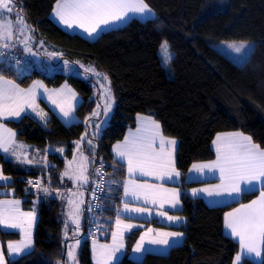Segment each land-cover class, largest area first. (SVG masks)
Wrapping results in <instances>:
<instances>
[{
    "label": "trees",
    "instance_id": "trees-1",
    "mask_svg": "<svg viewBox=\"0 0 264 264\" xmlns=\"http://www.w3.org/2000/svg\"><path fill=\"white\" fill-rule=\"evenodd\" d=\"M155 12L151 19H131L124 26L102 33L89 41L59 27L51 14L57 0H17L18 9L28 22L36 41L39 37L60 49L62 60L71 65L94 68L109 78L115 97V111L110 125L99 133L97 154L91 176L98 162L105 167L107 178L103 200L100 239L109 242L114 219L123 204V191L128 175L125 164L113 154V146L137 126L140 114L158 120L166 136L178 139L177 167L183 189L181 214L187 217L181 228L185 233L182 245L166 255L147 254L136 262L130 252L139 231L127 238V252L117 264H233L240 250L238 242L224 232V217L237 205L252 201L260 190L245 192L240 200L227 205L210 206L204 199L190 195L186 177L194 163L216 157L213 141L220 133L241 132L264 149V0H144ZM255 43L242 65L236 64L213 45L221 41ZM167 41L171 59L165 63L161 45ZM24 54V53H23ZM34 63V60L31 59ZM35 65V64H34ZM1 76L26 88L36 79L49 87L69 83L83 97L77 109L79 123L65 125L50 111L49 120L39 123L31 115L6 124L17 132L18 139L35 148H65L72 157L75 143L85 133L91 134L95 112L101 104L100 86L95 78L70 72L49 75L35 66L23 74L11 65L0 62ZM103 78V76H102ZM52 166L30 170L0 154L3 172L14 180L13 187L24 207L30 209L35 194L28 191L23 179L44 175L50 185L59 187L65 159L57 153L49 155ZM53 182V183H52ZM34 248L10 264H58L66 262L67 241L61 201L45 199L38 207ZM87 213L85 232H89ZM4 241L19 239L18 233L0 230ZM80 264H93L91 238L79 253ZM243 264H256L245 260ZM264 264V259L263 263Z\"/></svg>",
    "mask_w": 264,
    "mask_h": 264
},
{
    "label": "snow or ice",
    "instance_id": "snow-or-ice-1",
    "mask_svg": "<svg viewBox=\"0 0 264 264\" xmlns=\"http://www.w3.org/2000/svg\"><path fill=\"white\" fill-rule=\"evenodd\" d=\"M150 11L144 0H57L54 14L67 27L71 28L76 25L83 28L91 36L101 28V25L108 27L129 19L130 14L132 16L137 14L146 16ZM26 29H28V25L22 10L18 9L17 0H0V41L12 39L17 32L24 34ZM28 30L30 31V29ZM25 45L27 46V41H25ZM2 46L8 47L9 45L4 43ZM229 47H233L237 53L241 52L242 49V46L229 45ZM161 51L164 61L167 63L171 59L167 41L161 45ZM104 79L107 80V77H104ZM34 88L35 85L28 90H22L13 82L4 81L0 77V115L7 112L13 116H19L24 109L14 106L21 102L27 103L30 107L35 105ZM107 94L110 98V89L107 90ZM108 107L105 108V111L108 110ZM61 111L64 116L69 115V112L64 111L63 108H61ZM140 120L142 122L141 127L135 133H130L123 144L116 145L114 149L118 157L127 161L128 173L131 175L139 171L141 175L154 176L159 180L178 178L180 173L176 171L172 159V147L176 143L175 140L166 139L161 134L160 125L150 118L140 117ZM90 143L91 141H89ZM213 143L216 145V160L207 164H194L193 170L197 172H203L205 169L210 172L218 171L220 183L208 188L193 189V195L204 192L208 196H238L245 190L255 191L257 183L264 184V150H261L258 145L252 144L249 137H243L239 133L218 135ZM0 148L4 152L9 151L7 141L2 135H0ZM64 175L67 176L69 173L65 172ZM5 179L7 178L0 174V180ZM84 182H87V177H84ZM29 183L32 182L29 181ZM36 186H39L38 181ZM43 190L47 191L46 188ZM124 195L125 197L131 196L137 201L143 197L144 207H132L129 203H124L122 211L129 214H147L150 216L152 215V208L148 206L149 204H159V207L163 208L165 203H168L170 207H175L179 203L178 193L175 190L147 183L126 182ZM69 203L71 204L72 201H69ZM19 204L20 201L18 200H0V225L12 229L20 228L24 231L25 240L23 242L8 244L9 253L15 254L28 249L31 243L30 232L22 228V223L25 221L21 218H27L30 228L32 213H21ZM156 215L167 217L169 221L179 219L178 217L168 216L165 211H158ZM74 222L78 230V217L74 218ZM116 224L118 229L123 224L119 215ZM134 227H137V225L127 224L124 225L123 230L112 233L115 244L114 251L123 247L124 231L131 230ZM225 227L230 230L232 236L239 238L242 250L260 256L259 245L264 244V188L260 190V195L256 200H252L249 204H241L239 208L226 213ZM152 232V229H148L147 232L141 235L134 251H142L146 239L150 244L167 245L169 237L182 235L181 233L164 232L149 236V233ZM65 237L67 238V230ZM118 240L119 243H117ZM76 243L79 244V241ZM72 247H75V245L70 246L67 253L70 259H74ZM101 247L107 248L109 246L102 245ZM240 261L241 255L238 254L235 258V264H240ZM0 264H5L2 249H0Z\"/></svg>",
    "mask_w": 264,
    "mask_h": 264
},
{
    "label": "crops",
    "instance_id": "crops-1",
    "mask_svg": "<svg viewBox=\"0 0 264 264\" xmlns=\"http://www.w3.org/2000/svg\"><path fill=\"white\" fill-rule=\"evenodd\" d=\"M55 7H56V5H55ZM55 7H54V10L51 14V19L59 27H61L63 30H65L66 32L71 33V34H79L89 41L96 40L104 32L110 31V30L118 28L120 26H124V24H126L128 22V20L133 19V17H135V16L137 17V19H141V20L151 19V18H154L156 16L154 11H150V13H148L146 15L147 17L141 16L139 14H137L135 16L130 15L129 19H127L125 21H121L117 24H114V25H111L108 27L101 25V28L98 29L96 33L89 36L84 31L83 28L77 27L76 25H73V27L69 28V27H67V25L61 23L59 21V19L54 14ZM27 25H28V29H30V31L28 29H26L24 32V37H23V34H20L17 32L13 36L12 39L7 40V41H0V44L3 45L4 43H7L9 45L7 48L13 49L15 51H19L20 53H24L25 55L30 57V59H33L35 66H37V68L41 69V70H44L43 68L46 67V63L52 58L51 56L57 57V59L59 60L58 66L71 65L68 61L62 60V57H63L62 51L60 49L52 46L51 44L47 43L44 38L39 37V39L36 41V39L34 38V36L32 34V30H31L28 22H27ZM25 41H27V46L25 45ZM56 64L57 63L54 62V66L57 67ZM97 74L98 73H97V71H95L94 68H91V67L86 68L85 67V70H84V73L82 74V76L87 77V78H90V77L95 78L96 82L100 86V82H99L98 77L101 78V76H97ZM0 77H2L4 81L13 82L15 85L19 86V89H22V90H28L30 88H33V86L35 85V88H34L35 105L30 107L27 103L21 102L20 104L14 106V107H20V108L24 109L23 111L20 112L19 116L10 115L7 112H5L4 115H0V135H2L5 138V140L7 141V147L9 149L8 152H4V150L2 148H0V154L3 155L8 160H13V161H17V162L22 163L26 167V169H28V170L35 168V167H44V165H41V164L47 160L46 156L49 152L47 148L49 146L45 150L42 151L40 149L35 148L32 145H29L27 143L20 141L18 139L17 132L14 129H12L11 127H9L6 124V122L7 121H18L26 115H31L39 123L45 124L49 120V113H48V109H49L50 111H52L54 114H56L58 116V118L62 121L63 124L69 126V125H72L74 123L80 122V118L77 115V109L84 102V99L78 93V91H76V89H74L67 82L63 83L62 85H60L58 87H49L48 85H46V83L42 79H36L30 84V86L23 88L16 81H14L10 78L4 77V76H0ZM100 93H101V87H100ZM53 101H55V103H53ZM61 108H63L64 111H68L69 115L64 116L63 112L61 111ZM103 112H104L103 104L101 102L99 107L96 109L95 117L101 118L102 114L104 116ZM140 117L150 118L151 120L155 121L156 123H158L160 125L161 134L166 139L175 140L176 143H175L174 147H172V159H173L174 167H175L176 171H178L180 173V171L177 167V159H176L179 141L176 138L166 136L163 132L161 123L158 120H156L153 116L147 115V114H140L138 116V119H137V126L133 129H130L127 132L125 138L128 137L130 133H135L137 131V129L139 127H141L142 122L140 120ZM100 122L101 121H96L94 123V124H96V126H95V128L91 129V133H93V131L97 130V127H98ZM232 133H239V134H242L243 137H249L251 139V143L254 145H257L256 143H254V141L252 140V138L249 135L241 133V132H225V133H220L218 135L223 136L225 134H232ZM125 138L123 140L115 143L112 151H113L115 158L118 161H120L121 163L125 164L127 167V161L118 157L116 152L114 151L115 146L118 144H123ZM215 140H216V138H215ZM213 148H214L215 153H216V145L214 143H213ZM260 149L264 150L262 148H260ZM36 155H37V158H35ZM49 155H48V157H49ZM18 157H19V159H18ZM216 158H217V154H216V157L211 161L197 162L194 164H196V165L207 164V163H210L212 161H215ZM28 161H30V162H28ZM48 161L50 162V160H48ZM193 165L189 169V171L187 173V177H186L187 183L192 184L188 188V192L193 197L204 199L210 206H221V205L231 204L233 202L240 200V198L242 197V195L245 192H249V191L245 190L240 195L231 196V197H229V196H208L204 192H198L197 194L193 195V189L208 188L212 185H216V184L220 183V179H219L220 174L218 171L210 172L207 169H205L203 172H197V171L193 170ZM51 166L52 165L50 163L47 166V168H49ZM127 171H128V167H127ZM0 174H2L4 177L7 178L5 180H0V200H2V201H17L18 200V201H20L19 209H20L21 213H32V218L30 221V224H31L30 228H29V225L27 222V218H23V217L21 218L22 220L25 221L24 223H22V228L25 229L26 231L30 232L31 243H30V247L28 249H24L19 254L13 253V255H12L11 253H9L8 244L9 243L20 244L21 242H23L25 240L24 231H22L20 228L12 229V228H8L4 225H0V230L6 231V232L18 233L20 236L19 239H16L13 241L12 240L4 241L0 237V249H2V251L5 255L4 256L5 264H10V262L12 260L17 259L26 253H29L34 248L35 230H36L37 222L39 219L38 218L39 217L38 206L41 203V201H37L36 199H33L32 207L30 209H26L24 207L25 198L18 197V195L16 194V189L13 187V182H14L13 178L11 176L6 175L3 172L1 165H0ZM91 180H92V176L90 174V179L86 183V185L83 189L85 198L82 200V203L80 204V208H82V210H83L84 222L86 219L87 205H88L86 188H88L91 185ZM128 181H132L136 184L147 183V184L155 185L157 187H163V188L175 190L178 193L177 199H178L179 203L175 207H170V205L168 203H165L163 208H160L159 204H157V205L149 204L148 206L152 208V215H150V216L147 214H144V215H139V214H135V213L129 214V213H125L122 211V209L124 207V203L127 202L132 207H144L143 197H141V200L137 201V200H134L131 196L125 197L124 191H123V204H122V206L119 210V213H118L120 219L123 221V224L118 229L117 224H116V219H117V217H116L114 219V230H113V232L123 230L124 225H127V224L137 225V227H134L131 230L124 231L123 240H122L123 247H120L118 250L114 251L115 244L113 241V237L111 238V240L109 242L102 241L100 239L99 232L94 238H91L90 235L84 237L83 236V234L85 233L84 227L81 230L80 229L77 230L76 229L77 226L72 225L71 226L72 228H70L69 231H67V238L65 237L66 231L64 232V237L67 241L66 262L68 261L67 253L69 251L70 246L75 245V247H74L75 249H77V247L79 246L76 243L79 239L75 240L76 235L73 233L76 230L78 232L77 234L78 235L80 234V237H81L80 240L82 241V243H83V240L85 238L86 239L91 238L93 264H117L126 255L128 236L132 235L134 232H137V231H139V236H138V238H137V240H136V242H135V244H134V246L130 252V258L136 262L142 261L147 254L166 255L170 252V250L173 247L180 246L184 243L185 233L181 230V228L186 224L187 217H185L184 215L181 214V211L183 210V203H182L183 189L181 186V182H182L181 181V173H180V176L178 178H175L173 180H159L154 176L141 175L139 171H136L131 175L128 173L127 178L125 180V183ZM59 187L53 188V186H51L49 184V188H47L46 192L42 191L38 194L43 195L42 197L45 198L46 193H48L49 191L52 192V190H54V192H56L59 190ZM262 188H264V184L257 183L256 190H261ZM51 192L49 194H51ZM259 195H260V193L253 200H256L259 197ZM249 203H251V201H249L247 203H242V204H249ZM240 205L241 204L237 205L235 208L227 211L226 213L232 212L234 209L239 208ZM62 209H63V207H62ZM158 211H165V212H167L168 216L178 217L179 219L175 220V221H169L167 219V217H162V216L156 215V213ZM63 217H64V212H63ZM64 221H65V224H67V219L65 217H64ZM141 225H142V227H141ZM148 229L153 230L152 233H149V236H155L156 233H164V232L181 233L182 235H180L178 237H169L168 238L169 243L167 245L150 244L147 242V239H146L144 242L142 251H140V252L134 251L138 241L140 240L141 235L144 234L145 232H147ZM224 232L226 235H228L233 240H235L236 242L239 243V238L232 236L230 233V230L225 227V217H224ZM117 243H119V240L117 241ZM102 245H108L109 247L102 248L101 247ZM81 246H82V244H81ZM81 246H79L78 248H80ZM259 250L261 252V255L256 256L255 254L247 253L245 250H242L240 247V250L238 252V254L241 255L240 264H243V262L247 259L255 262L256 264H262L263 259H264V244L259 245ZM236 256H235V258H236ZM66 262H64V264ZM233 264H235V259L233 261Z\"/></svg>",
    "mask_w": 264,
    "mask_h": 264
},
{
    "label": "rangeland",
    "instance_id": "rangeland-1",
    "mask_svg": "<svg viewBox=\"0 0 264 264\" xmlns=\"http://www.w3.org/2000/svg\"><path fill=\"white\" fill-rule=\"evenodd\" d=\"M150 8V7H149ZM151 11H153L150 8ZM131 15V14H130ZM145 17V16H144ZM147 17V16H146ZM133 18H137L136 16ZM131 20V19H130ZM128 20V22L130 21ZM127 22V23H128ZM126 23V24H127ZM125 25V24H124ZM121 27V26H120ZM24 37V34H23ZM229 45H234L236 47H241V52L237 53L235 52L233 47H229ZM217 50H219L221 53L229 57L232 61H234L238 65H242L246 62V60L251 55L255 43L253 41L244 40V41H221L213 45ZM19 52V51H17ZM52 60L50 59L46 63V67H44V71L48 73L49 75H53L56 72H70L75 73L78 76H82L85 70V66L83 65H63L58 66L59 60L56 56H51ZM54 62H56L57 67L54 66ZM97 76H101V78L98 77L101 87V93L100 98L101 102L103 104V110H104V116L101 118V122L99 123L97 129L99 133L103 132L106 127L110 125V122L112 120V115L115 111V105L116 100L113 94L111 93L110 88V81L107 75L105 74H99ZM103 76V78H102ZM104 77H107V80L104 79ZM110 89V98L107 94V90ZM110 105V107H108ZM108 107V110L105 111V108ZM83 138V139H82ZM80 140H78L75 143V148L73 152L72 157H67L65 148L55 147V146H49L48 154L46 156L47 160L43 162L41 165H44L45 168L51 163L49 162L48 155L52 153H57L60 156H62L65 161L66 165L65 168L60 172V177L58 179L59 184V190L54 192V190L49 191L45 194V198L42 197L43 195H39L37 192H33L35 194L34 199L37 201H43L45 199H58L61 200V204L63 207L64 217L67 219V224L64 225V232L67 230L69 231L70 228H72V225H76L74 222V218L78 217L79 219V229L81 230L83 227L85 229V222L83 219V210L80 208V204L82 203V200L84 197V187L86 183L90 179L91 169L92 165L94 163L96 154H97V148L98 143L95 140V131L89 135V133H85ZM89 141L91 143L89 144ZM33 146V145H32ZM37 158V155L35 156ZM86 158V159H85ZM52 165V163H51ZM65 172H68L69 175H64ZM44 176V175H43ZM71 177V178H70ZM84 177H87V182H84ZM53 183V182H52ZM49 180L47 179V186L49 187ZM54 188V187H53ZM29 191V190H28ZM51 192V194H49ZM49 194V195H48ZM69 201H72L70 204ZM39 207V206H38ZM84 223V224H83ZM77 229V227H76ZM75 236V240L79 239V246L81 244L83 245L86 238L82 241L80 240V234L78 235L77 230L73 232ZM90 232H85L83 236H89ZM83 238V237H82ZM10 241V240H8ZM13 241V240H12ZM78 246V247H79ZM75 249L74 247L71 248L74 259H70L67 255L68 261L65 264H80L79 261V253L81 251V247ZM70 250V248H69ZM4 254V253H3ZM13 255V253H11ZM5 256V255H4ZM58 264H64L63 261H59Z\"/></svg>",
    "mask_w": 264,
    "mask_h": 264
},
{
    "label": "built area",
    "instance_id": "built-area-1",
    "mask_svg": "<svg viewBox=\"0 0 264 264\" xmlns=\"http://www.w3.org/2000/svg\"><path fill=\"white\" fill-rule=\"evenodd\" d=\"M0 62L11 65L23 74H30L35 71V65L27 55L17 52L13 49L3 47L0 44ZM1 76V73H0ZM31 181L32 183H29ZM39 186H36V182ZM25 188L32 192L40 193L47 186V178L43 175L27 176L23 179ZM107 178L105 167L102 162H98L91 180V185L86 188L87 195V221L90 229L91 238H94L99 232V224L102 219L103 200L106 192Z\"/></svg>",
    "mask_w": 264,
    "mask_h": 264
}]
</instances>
